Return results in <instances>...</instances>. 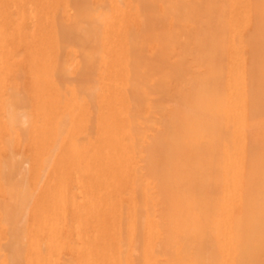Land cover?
<instances>
[{
    "label": "bare ground",
    "instance_id": "1",
    "mask_svg": "<svg viewBox=\"0 0 264 264\" xmlns=\"http://www.w3.org/2000/svg\"><path fill=\"white\" fill-rule=\"evenodd\" d=\"M0 264H264V0H0Z\"/></svg>",
    "mask_w": 264,
    "mask_h": 264
}]
</instances>
